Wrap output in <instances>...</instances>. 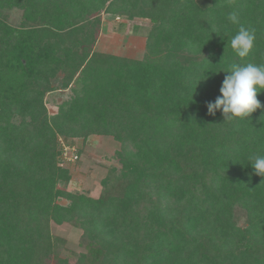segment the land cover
Returning a JSON list of instances; mask_svg holds the SVG:
<instances>
[{"label":"trees","instance_id":"1","mask_svg":"<svg viewBox=\"0 0 264 264\" xmlns=\"http://www.w3.org/2000/svg\"><path fill=\"white\" fill-rule=\"evenodd\" d=\"M231 12L256 33L242 59ZM101 13L149 19L145 58L94 50ZM249 62L264 64V0H0V264H264V178L248 163L264 107L232 121L206 108L223 70ZM57 77L69 94L49 115ZM90 134L121 144L98 197L58 186V137ZM50 222L82 228L74 263Z\"/></svg>","mask_w":264,"mask_h":264},{"label":"rangeland","instance_id":"2","mask_svg":"<svg viewBox=\"0 0 264 264\" xmlns=\"http://www.w3.org/2000/svg\"><path fill=\"white\" fill-rule=\"evenodd\" d=\"M210 0H200L202 4H208ZM21 11L13 9L9 12V22L19 23ZM102 26L94 46V50L120 57L133 59L145 58L146 37L151 28V22L147 18H133L128 22L123 17H113L101 13ZM118 19V20H117ZM127 21V20H126ZM128 24L126 27L122 24ZM60 78L53 80L54 89L45 96L47 113L53 115L59 112L60 103L69 94L68 89L60 88ZM59 164L69 171L70 179L67 183L59 182L58 186L74 193H83L92 197H98L102 191L101 179L106 176L112 166L119 167L116 152L121 144L110 135L90 134L82 137H58ZM61 204H67V200L60 197L57 200ZM237 214L242 217L243 212L237 209ZM51 233L64 239V246L60 250V257H68L74 263L78 254L85 251L80 243L82 228L70 222L56 224L50 222ZM50 264H57L54 260Z\"/></svg>","mask_w":264,"mask_h":264},{"label":"clouds","instance_id":"3","mask_svg":"<svg viewBox=\"0 0 264 264\" xmlns=\"http://www.w3.org/2000/svg\"><path fill=\"white\" fill-rule=\"evenodd\" d=\"M227 19L231 24L239 25L235 35L230 39L229 46L237 57L245 58L253 48L256 39L255 29L241 24L236 12L229 13ZM223 71L227 75L221 82L220 95L214 101L206 102L208 115L215 116L219 111L223 120L232 121L246 118L256 109L264 107L257 99V94L264 90V64L234 63L230 70ZM248 163L255 175L264 178V155L250 153Z\"/></svg>","mask_w":264,"mask_h":264},{"label":"crops","instance_id":"4","mask_svg":"<svg viewBox=\"0 0 264 264\" xmlns=\"http://www.w3.org/2000/svg\"><path fill=\"white\" fill-rule=\"evenodd\" d=\"M117 20H118V19H117ZM123 21H124V22H128V20L126 21L125 19H123ZM127 25H128L127 23H126V24H124V23L122 24V26H125V27H126ZM126 28H127V27H126Z\"/></svg>","mask_w":264,"mask_h":264}]
</instances>
